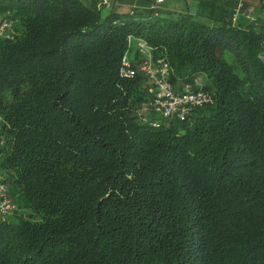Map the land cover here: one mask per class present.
Wrapping results in <instances>:
<instances>
[{"label": "trees", "instance_id": "trees-1", "mask_svg": "<svg viewBox=\"0 0 264 264\" xmlns=\"http://www.w3.org/2000/svg\"><path fill=\"white\" fill-rule=\"evenodd\" d=\"M154 2L0 0L16 33L0 40V174L17 187L3 178L17 210L0 264H264V26L234 23L231 1ZM128 35L214 103L142 121L140 62L119 74Z\"/></svg>", "mask_w": 264, "mask_h": 264}, {"label": "built area", "instance_id": "built-area-1", "mask_svg": "<svg viewBox=\"0 0 264 264\" xmlns=\"http://www.w3.org/2000/svg\"><path fill=\"white\" fill-rule=\"evenodd\" d=\"M164 0H155V4H160ZM107 3V0H102ZM152 6H154L152 4ZM241 10V13H240ZM242 14V4L240 3L234 11L233 22L237 21L238 15ZM243 17L253 21L254 17L249 11L243 12ZM15 21L10 18L9 13L0 14V40L14 41L16 33L14 30ZM127 50L121 60L119 74L123 78L133 79L137 70L133 68L131 62L139 61V72L148 81L147 92L149 100L141 105L142 121L147 122V113H153L162 120H169L172 117L183 119L193 110L210 106L214 103V93L202 88L200 78L193 80V84L185 83L181 92L174 90L170 78L173 74L170 63L164 57H155L154 48L141 37L128 35L126 38ZM132 53L133 58L130 57ZM138 57V59H137ZM152 127H158L157 121H151ZM17 206L9 198V189L0 174V219L6 221L13 216Z\"/></svg>", "mask_w": 264, "mask_h": 264}, {"label": "crops", "instance_id": "crops-1", "mask_svg": "<svg viewBox=\"0 0 264 264\" xmlns=\"http://www.w3.org/2000/svg\"><path fill=\"white\" fill-rule=\"evenodd\" d=\"M155 0H107L109 3L108 8H111L116 12H126L130 9L143 10L151 7L152 2ZM217 1V0H216ZM223 1V0H221ZM231 1L238 6L240 3L242 4V14L238 15L237 19H245L243 17V12L249 11L253 17H258L260 20V24L264 26V0H225ZM199 0H165V8L171 11H178L179 9H183L188 7L191 9V13L195 11ZM235 6V7H236ZM237 8V7H236ZM235 8V9H236ZM234 9V11H235ZM241 13V10H240Z\"/></svg>", "mask_w": 264, "mask_h": 264}, {"label": "rangeland", "instance_id": "rangeland-1", "mask_svg": "<svg viewBox=\"0 0 264 264\" xmlns=\"http://www.w3.org/2000/svg\"><path fill=\"white\" fill-rule=\"evenodd\" d=\"M108 6H109V3H105V4H103V9L104 10H107L108 9ZM238 20V19H237ZM127 43V42H126ZM131 52H129V54H130ZM130 57H134V56H132V53L130 54ZM225 58H226V60L227 61H229V62H231L232 60H231V57L228 55V54H226L225 55ZM3 178H4V180H5V182L7 183V185L9 186V188H10V191H12L13 192V190H16V184H15V182H14V178H13V176L11 175V173H4L3 174ZM18 212H20V210L18 209ZM23 213V212H22Z\"/></svg>", "mask_w": 264, "mask_h": 264}]
</instances>
